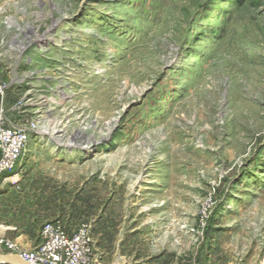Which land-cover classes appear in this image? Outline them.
<instances>
[{
    "label": "rangeland",
    "instance_id": "obj_1",
    "mask_svg": "<svg viewBox=\"0 0 264 264\" xmlns=\"http://www.w3.org/2000/svg\"><path fill=\"white\" fill-rule=\"evenodd\" d=\"M36 34L1 67L67 94L34 81L57 104L3 224L89 222L104 264H264V0H0L6 45Z\"/></svg>",
    "mask_w": 264,
    "mask_h": 264
},
{
    "label": "built area",
    "instance_id": "obj_2",
    "mask_svg": "<svg viewBox=\"0 0 264 264\" xmlns=\"http://www.w3.org/2000/svg\"><path fill=\"white\" fill-rule=\"evenodd\" d=\"M38 35L36 34L34 40L26 35L27 42L14 39L7 45L0 38V48L6 47L4 52L10 58L9 50L13 49L14 44L20 49L19 54L34 43L38 46ZM42 49L48 51L50 47L47 50L44 47ZM58 70L57 66L52 74L45 70H35L31 75H24L18 72V67L9 71L7 67L0 65V175L6 173L2 176L3 180L10 179V175L21 164L27 141L32 134L37 133L41 117L44 112L50 111L51 102L57 104L56 99L48 98V89L36 90L34 81L37 79L39 85L55 81L59 83L57 88H63ZM18 85L28 87L23 95L14 99L16 93H12V90L10 92V89L14 90V86ZM35 91L41 92L37 98L34 97ZM54 91L55 96L61 100L67 94L66 89ZM90 231L89 222L67 226L58 218L41 225L39 241L30 248L0 235V253H17L30 264H104L94 256Z\"/></svg>",
    "mask_w": 264,
    "mask_h": 264
},
{
    "label": "crops",
    "instance_id": "obj_3",
    "mask_svg": "<svg viewBox=\"0 0 264 264\" xmlns=\"http://www.w3.org/2000/svg\"><path fill=\"white\" fill-rule=\"evenodd\" d=\"M3 181L4 180L1 177L0 178V210L2 208L1 199L4 197L3 194L4 188L2 186ZM39 230L40 228L33 229L30 225L29 226L26 225L25 228L23 229V233H21L20 230L13 225H4L0 217V235H3L8 239L16 240V242L23 247L30 248L39 241ZM197 264H219V263L216 262L215 260H212L211 258L208 259V258L200 257V259L199 258L197 259ZM224 264H237V263L231 261V262H225Z\"/></svg>",
    "mask_w": 264,
    "mask_h": 264
},
{
    "label": "water",
    "instance_id": "obj_4",
    "mask_svg": "<svg viewBox=\"0 0 264 264\" xmlns=\"http://www.w3.org/2000/svg\"><path fill=\"white\" fill-rule=\"evenodd\" d=\"M0 264H30L17 253H0Z\"/></svg>",
    "mask_w": 264,
    "mask_h": 264
},
{
    "label": "trees",
    "instance_id": "obj_5",
    "mask_svg": "<svg viewBox=\"0 0 264 264\" xmlns=\"http://www.w3.org/2000/svg\"><path fill=\"white\" fill-rule=\"evenodd\" d=\"M211 231H212V229H211V228H207V227H206V229L204 230V232H205L206 235L210 234Z\"/></svg>",
    "mask_w": 264,
    "mask_h": 264
},
{
    "label": "bare ground",
    "instance_id": "obj_6",
    "mask_svg": "<svg viewBox=\"0 0 264 264\" xmlns=\"http://www.w3.org/2000/svg\"><path fill=\"white\" fill-rule=\"evenodd\" d=\"M38 39L37 40H39L40 38H41V35L40 36H38L37 37ZM42 40V39H41ZM51 42V41H50ZM41 44V43H40ZM40 46H44L43 44L42 45H40Z\"/></svg>",
    "mask_w": 264,
    "mask_h": 264
}]
</instances>
